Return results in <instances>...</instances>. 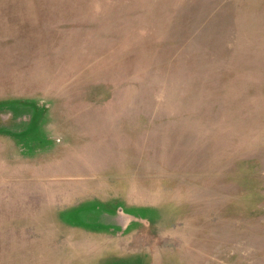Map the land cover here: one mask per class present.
I'll return each instance as SVG.
<instances>
[{"label":"rangeland","instance_id":"374dc122","mask_svg":"<svg viewBox=\"0 0 264 264\" xmlns=\"http://www.w3.org/2000/svg\"><path fill=\"white\" fill-rule=\"evenodd\" d=\"M0 264H264V0H0Z\"/></svg>","mask_w":264,"mask_h":264}]
</instances>
